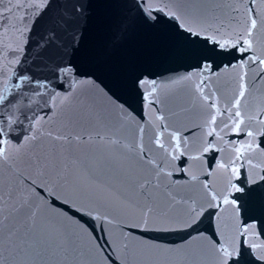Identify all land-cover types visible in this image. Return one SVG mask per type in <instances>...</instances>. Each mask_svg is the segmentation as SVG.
Here are the masks:
<instances>
[{
	"label": "snow or ice",
	"instance_id": "1",
	"mask_svg": "<svg viewBox=\"0 0 264 264\" xmlns=\"http://www.w3.org/2000/svg\"><path fill=\"white\" fill-rule=\"evenodd\" d=\"M0 264H264V0H0Z\"/></svg>",
	"mask_w": 264,
	"mask_h": 264
}]
</instances>
